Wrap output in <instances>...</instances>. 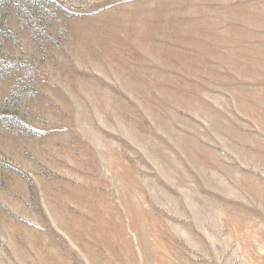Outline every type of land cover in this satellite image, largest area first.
Here are the masks:
<instances>
[{
	"label": "rangeland",
	"instance_id": "obj_1",
	"mask_svg": "<svg viewBox=\"0 0 264 264\" xmlns=\"http://www.w3.org/2000/svg\"><path fill=\"white\" fill-rule=\"evenodd\" d=\"M0 264H264V0H0Z\"/></svg>",
	"mask_w": 264,
	"mask_h": 264
},
{
	"label": "bare ground",
	"instance_id": "obj_2",
	"mask_svg": "<svg viewBox=\"0 0 264 264\" xmlns=\"http://www.w3.org/2000/svg\"><path fill=\"white\" fill-rule=\"evenodd\" d=\"M172 8V7H171ZM181 9V8H180ZM175 12V11H174ZM184 12H186V11H184ZM161 16V15H160ZM182 19V18H181ZM187 20V19H186ZM105 21V20H104ZM115 21V20H114ZM192 21H193V19H192ZM110 23V22H109ZM103 24V23H102ZM102 24H101V26H102ZM105 24V23H104ZM178 24V23H177ZM182 24V23H181ZM186 25V24H185ZM104 27V26H103ZM119 28V27H118ZM117 28V30H119ZM208 28V27H207ZM100 29V28H99ZM116 29V28H115ZM195 32V31H194ZM99 33V32H98ZM109 33V32H108ZM86 34V33H85ZM193 35V34H192ZM92 36V35H91ZM93 36H94V34H93ZM102 36H104V35H102ZM114 36V35H113ZM83 37V36H82ZM88 37V36H87ZM106 37V36H105ZM104 37V38H105ZM110 37V36H109ZM111 38V37H110ZM109 38V39H110ZM117 39V38H116ZM129 39V38H128ZM256 39V38H255ZM115 40V39H114ZM87 42V41H86ZM110 42V41H109ZM107 43V42H106ZM121 43H122V41H121ZM93 44V43H92ZM107 44H109V43H107ZM103 45V44H102ZM120 45V44H119ZM98 46H99V44H98ZM107 46V45H106ZM110 46V45H109ZM254 46H256V45H254ZM117 47V46H116ZM262 47V46H261ZM99 48V47H98ZM108 48V47H107ZM100 49V48H99ZM106 49V48H105ZM119 49V48H118ZM202 49V48H201ZM120 50V49H119ZM200 50V49H199ZM251 50H253V49H251ZM100 51V50H99ZM98 54V53H97ZM207 55V54H206ZM113 56V55H112ZM99 57V56H98ZM92 58V57H91ZM100 58V57H99ZM178 59V58H177ZM116 60V59H115ZM98 63V62H97ZM105 65V64H104ZM176 65V64H175ZM116 66V65H115ZM121 67V66H120ZM103 69H104V67H103ZM103 69H102V71H103ZM116 69V68H115ZM125 70V69H124ZM113 71V70H112ZM83 72V71H82ZM127 72V71H126ZM125 73V72H124ZM104 75V74H103ZM131 75V74H130ZM90 84V83H89ZM87 88V87H86ZM88 89V88H87ZM86 89V90H87ZM93 91H95V90H93ZM75 96V95H74ZM77 98V97H76ZM94 98V97H93ZM82 101V100H81ZM95 103V102H94ZM201 106V105H200ZM244 148V147H243Z\"/></svg>",
	"mask_w": 264,
	"mask_h": 264
}]
</instances>
